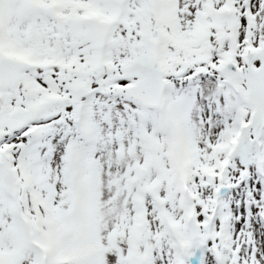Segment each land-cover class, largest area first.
I'll list each match as a JSON object with an SVG mask.
<instances>
[{
    "label": "snow or ice",
    "instance_id": "snow-or-ice-1",
    "mask_svg": "<svg viewBox=\"0 0 264 264\" xmlns=\"http://www.w3.org/2000/svg\"><path fill=\"white\" fill-rule=\"evenodd\" d=\"M0 264H264V0H0Z\"/></svg>",
    "mask_w": 264,
    "mask_h": 264
}]
</instances>
